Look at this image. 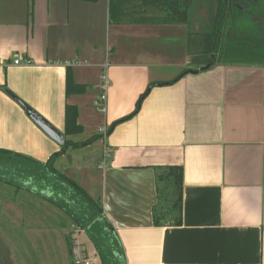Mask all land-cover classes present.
Instances as JSON below:
<instances>
[{
	"label": "crops",
	"instance_id": "0c3cea01",
	"mask_svg": "<svg viewBox=\"0 0 264 264\" xmlns=\"http://www.w3.org/2000/svg\"><path fill=\"white\" fill-rule=\"evenodd\" d=\"M140 4L0 0V149L39 162L61 152L4 88L63 134L66 105L77 106L83 133L71 139H97L68 149L55 167L92 182L98 175L124 264H264V65L193 72L201 66L190 31L199 29L148 22L155 10ZM20 58L32 64L15 65ZM66 62L85 94L66 97ZM105 62L101 114L94 101ZM70 155L75 163L66 165ZM167 166L183 169L182 223L156 227V172ZM18 182L21 199L28 182Z\"/></svg>",
	"mask_w": 264,
	"mask_h": 264
},
{
	"label": "trees",
	"instance_id": "16d2710c",
	"mask_svg": "<svg viewBox=\"0 0 264 264\" xmlns=\"http://www.w3.org/2000/svg\"><path fill=\"white\" fill-rule=\"evenodd\" d=\"M83 1L96 2L97 0ZM139 1L141 8L155 10L156 14L148 16L146 21L191 27L190 0ZM233 2L237 5L235 10L224 15L225 2L219 0L213 26L201 27L199 31H190V54L194 58L192 61L196 67L208 64L213 56L216 58L215 65H264V20L261 21L258 18L252 21V24L257 27L251 34L236 35L232 31L226 32L228 25L245 26L250 19L248 16L255 17L252 13L257 0H233ZM231 26L230 30L233 29ZM86 91V86L76 83L72 68L69 66L66 70V97L85 94ZM78 119V107L67 104L65 143L61 147V152L52 155L46 162H39L31 157L0 149V182L21 189L18 180L20 178L26 180L28 187L22 186L23 189H27L30 193H38L68 215L75 228L85 231L88 241L96 250L102 264H124L122 246L103 213L101 200L96 201L78 183L55 167L56 160L68 149L86 147L97 139L93 137L78 142L71 139L83 133V127ZM156 186L158 202L153 208L154 225L156 227L180 225L183 216L182 167L158 168ZM68 245L72 262L69 238Z\"/></svg>",
	"mask_w": 264,
	"mask_h": 264
},
{
	"label": "rangeland",
	"instance_id": "374dc122",
	"mask_svg": "<svg viewBox=\"0 0 264 264\" xmlns=\"http://www.w3.org/2000/svg\"><path fill=\"white\" fill-rule=\"evenodd\" d=\"M215 10L216 0H190L192 23L199 30L201 27L213 26ZM230 26L226 27V32L231 31ZM231 27L233 34L243 35L246 32L242 24ZM96 133L97 130L93 132ZM64 163L71 165L75 159L70 155ZM57 170L73 179L99 202L98 175L94 176L92 182L86 172H70L63 167ZM10 190L13 193L15 190L20 191L0 183V264H72L68 245V238L70 234L73 235L71 218L38 193L23 191L20 199V191L17 200L16 195H13V204H5L6 199L10 201L6 195ZM80 239L92 250L93 246L87 236H81Z\"/></svg>",
	"mask_w": 264,
	"mask_h": 264
},
{
	"label": "built area",
	"instance_id": "2783aa9c",
	"mask_svg": "<svg viewBox=\"0 0 264 264\" xmlns=\"http://www.w3.org/2000/svg\"><path fill=\"white\" fill-rule=\"evenodd\" d=\"M15 65H31L32 62L29 59L21 60L16 59L14 61ZM68 66L72 63L66 62ZM109 62H105L103 65V71L101 74V92L98 98L94 101V107L101 114L107 113V89L109 86L108 80V68ZM100 133L104 136L108 133V128L106 126L100 129ZM73 235L70 234L69 240L71 244V259L73 264H102L100 257L98 256L94 247L90 250L85 243L80 239L81 236H86L85 231L82 229H77L73 226Z\"/></svg>",
	"mask_w": 264,
	"mask_h": 264
},
{
	"label": "water",
	"instance_id": "95a60500",
	"mask_svg": "<svg viewBox=\"0 0 264 264\" xmlns=\"http://www.w3.org/2000/svg\"><path fill=\"white\" fill-rule=\"evenodd\" d=\"M213 61L205 66L199 67L198 70L193 72L205 71L210 69L212 66L216 64V58L212 57ZM4 92L14 100L18 105H20L25 111L27 116L38 126L48 137L54 140L61 147L65 143V136L63 133L58 131L50 122H48L45 118H43L38 112H36L32 107H30L26 102L20 99L13 92L8 90L7 88L3 89Z\"/></svg>",
	"mask_w": 264,
	"mask_h": 264
},
{
	"label": "flooded vegetation",
	"instance_id": "af4514ba",
	"mask_svg": "<svg viewBox=\"0 0 264 264\" xmlns=\"http://www.w3.org/2000/svg\"><path fill=\"white\" fill-rule=\"evenodd\" d=\"M218 1L219 0H216V6H217V2ZM223 1L225 2V6H226L224 15L229 14L230 12L235 10V8L237 7L236 3H234L233 0H223ZM253 9H254V11H253L252 15L255 16V17L252 18V16H248L250 18L249 21H248L249 24L247 22L245 26H242V27H245V29H246V32L243 35L251 34V33H253L255 31L257 26L255 24H252V21H254V20L258 19V18L261 21L264 20V0H257V2L255 3V6L253 7ZM215 14H216V10H215ZM215 14H214V18H215ZM231 31H232V33H234L233 29ZM212 61H213V59L211 61H208V64L211 63Z\"/></svg>",
	"mask_w": 264,
	"mask_h": 264
}]
</instances>
